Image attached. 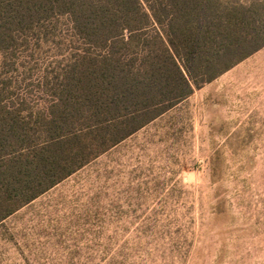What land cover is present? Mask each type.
I'll use <instances>...</instances> for the list:
<instances>
[{"label":"trees","instance_id":"16d2710c","mask_svg":"<svg viewBox=\"0 0 264 264\" xmlns=\"http://www.w3.org/2000/svg\"><path fill=\"white\" fill-rule=\"evenodd\" d=\"M263 47L264 0H0V224Z\"/></svg>","mask_w":264,"mask_h":264},{"label":"rangeland","instance_id":"374dc122","mask_svg":"<svg viewBox=\"0 0 264 264\" xmlns=\"http://www.w3.org/2000/svg\"><path fill=\"white\" fill-rule=\"evenodd\" d=\"M0 264H264V47L8 217Z\"/></svg>","mask_w":264,"mask_h":264}]
</instances>
